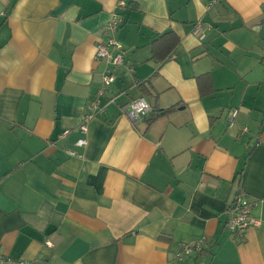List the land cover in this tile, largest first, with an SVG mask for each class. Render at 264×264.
<instances>
[{
    "label": "crops",
    "instance_id": "crops-1",
    "mask_svg": "<svg viewBox=\"0 0 264 264\" xmlns=\"http://www.w3.org/2000/svg\"><path fill=\"white\" fill-rule=\"evenodd\" d=\"M119 1L0 0V254L50 264H264V0L209 9L210 0H122L124 10ZM114 12L123 64L78 149L75 130L108 69L94 49ZM169 31L179 45L151 60V42ZM204 75L213 91L201 96ZM139 97L152 112L132 126L120 107ZM241 192L260 225L237 238L227 209ZM202 238V253L175 258L180 244Z\"/></svg>",
    "mask_w": 264,
    "mask_h": 264
},
{
    "label": "built area",
    "instance_id": "built-area-1",
    "mask_svg": "<svg viewBox=\"0 0 264 264\" xmlns=\"http://www.w3.org/2000/svg\"><path fill=\"white\" fill-rule=\"evenodd\" d=\"M217 0H210L208 2L207 9L215 5ZM117 8L124 10L126 4L120 0L117 4ZM122 23V16L116 12L112 14V19L103 28L104 41H100L96 44L94 49V56L96 60L103 61L108 69L102 75L101 86L96 93L94 99L89 101L87 105V113L82 116L80 125L76 128V132L79 137L75 141L74 145L78 149H83L87 145L86 135L88 132V125L90 121L102 114L104 107L99 105V99L104 98L107 90L115 83L116 77L113 73L115 68L122 66V45L117 42L111 35L117 30ZM203 24L199 20L195 22L193 26V34L202 41L204 39ZM264 68V62H263ZM114 103V98H108L106 105ZM105 105V106H106ZM152 112V108L148 101L144 97H139L132 100L128 104L120 107V113L123 114L130 122L132 126H136L141 120L145 119ZM237 110L231 111L228 118V126L231 128L234 125V121L237 117ZM243 132L247 129L243 128ZM70 130H65L62 136H67ZM68 156L72 158H81V154L74 150H66ZM254 202L248 199V197L242 192L239 193L234 199L230 208L227 209V223L226 227L228 231L237 238H242L246 231L253 226H259L260 222L252 217V209ZM206 248V239L202 238L193 243L180 244L178 251L175 253L177 260H183L184 258L193 255L200 254ZM0 264H50L42 259H12L0 254Z\"/></svg>",
    "mask_w": 264,
    "mask_h": 264
},
{
    "label": "trees",
    "instance_id": "trees-1",
    "mask_svg": "<svg viewBox=\"0 0 264 264\" xmlns=\"http://www.w3.org/2000/svg\"><path fill=\"white\" fill-rule=\"evenodd\" d=\"M179 43H180L179 38L171 31L163 34H158L150 44L151 47L150 59L155 62L164 61L177 48ZM197 80L199 82V90L201 96H206L212 93L213 88L211 86L209 75L201 76ZM141 91H143V93H147L145 88L143 87H141ZM174 110H175V106H172L170 108L162 110L157 116L159 117L162 115H167ZM151 120H153V117H151L149 121ZM239 174H241V171L239 172ZM229 208L230 206L228 207V209Z\"/></svg>",
    "mask_w": 264,
    "mask_h": 264
}]
</instances>
